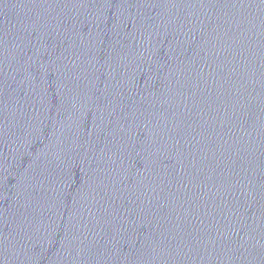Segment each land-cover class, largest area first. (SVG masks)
<instances>
[{
  "label": "water",
  "instance_id": "water-1",
  "mask_svg": "<svg viewBox=\"0 0 264 264\" xmlns=\"http://www.w3.org/2000/svg\"><path fill=\"white\" fill-rule=\"evenodd\" d=\"M0 264H264V0H0Z\"/></svg>",
  "mask_w": 264,
  "mask_h": 264
}]
</instances>
